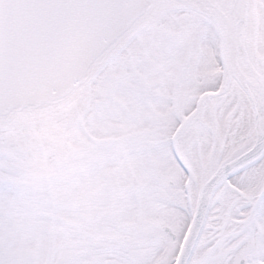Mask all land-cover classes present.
I'll use <instances>...</instances> for the list:
<instances>
[{
	"label": "snow or ice",
	"instance_id": "1",
	"mask_svg": "<svg viewBox=\"0 0 264 264\" xmlns=\"http://www.w3.org/2000/svg\"><path fill=\"white\" fill-rule=\"evenodd\" d=\"M0 264H264V0H0Z\"/></svg>",
	"mask_w": 264,
	"mask_h": 264
}]
</instances>
